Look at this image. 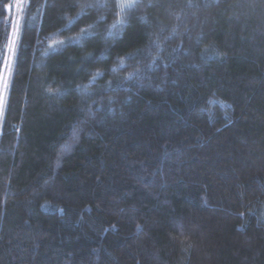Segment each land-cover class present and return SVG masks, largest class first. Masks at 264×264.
Instances as JSON below:
<instances>
[{
  "label": "trees",
  "instance_id": "16d2710c",
  "mask_svg": "<svg viewBox=\"0 0 264 264\" xmlns=\"http://www.w3.org/2000/svg\"><path fill=\"white\" fill-rule=\"evenodd\" d=\"M117 4L24 1L0 264H264V0Z\"/></svg>",
  "mask_w": 264,
  "mask_h": 264
},
{
  "label": "rangeland",
  "instance_id": "374dc122",
  "mask_svg": "<svg viewBox=\"0 0 264 264\" xmlns=\"http://www.w3.org/2000/svg\"><path fill=\"white\" fill-rule=\"evenodd\" d=\"M25 0H12V5L8 7L9 13H11V17L13 21H15V27L11 33L9 45L7 47V51L4 58V65L2 69V73L0 76V116L2 110L4 109V102L7 97L9 80L12 72V68L14 66V59L16 53V47L19 38V29H18V21L20 17V13L22 11ZM5 84L7 87H5Z\"/></svg>",
  "mask_w": 264,
  "mask_h": 264
},
{
  "label": "snow or ice",
  "instance_id": "6c2138e0",
  "mask_svg": "<svg viewBox=\"0 0 264 264\" xmlns=\"http://www.w3.org/2000/svg\"><path fill=\"white\" fill-rule=\"evenodd\" d=\"M136 3H137V0H118V4L117 6L120 8L121 12H123L125 9H131V8H134L136 6ZM107 5L105 4H102V3H97L95 5L93 4H84V5H81V12L78 14L77 16V19L79 18L80 15H83L84 14V10L88 9V8H91V7H97V8H102V7H106ZM100 20H103L104 17H100L99 18ZM74 21H70V23H73ZM91 27V26H89ZM113 27H115V25H113ZM82 34H89L86 32L85 29H82L81 30ZM111 34V33H109ZM59 43H63V41H60ZM5 87H7V85L5 84ZM2 103V102H0Z\"/></svg>",
  "mask_w": 264,
  "mask_h": 264
}]
</instances>
